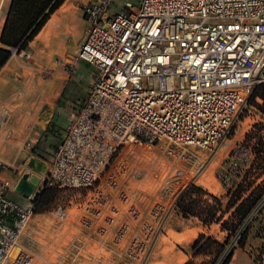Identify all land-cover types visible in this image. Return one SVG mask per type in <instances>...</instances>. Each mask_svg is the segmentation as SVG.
Returning <instances> with one entry per match:
<instances>
[{
  "label": "built area",
  "instance_id": "built-area-1",
  "mask_svg": "<svg viewBox=\"0 0 264 264\" xmlns=\"http://www.w3.org/2000/svg\"><path fill=\"white\" fill-rule=\"evenodd\" d=\"M84 13L89 28L64 69L87 63L95 81L42 178L43 191L76 193L80 245L26 247L43 214L35 200L12 201L11 182L0 179V264H77L91 241L146 264L264 83V0H93ZM55 216L68 220L62 207Z\"/></svg>",
  "mask_w": 264,
  "mask_h": 264
},
{
  "label": "crops",
  "instance_id": "crops-1",
  "mask_svg": "<svg viewBox=\"0 0 264 264\" xmlns=\"http://www.w3.org/2000/svg\"><path fill=\"white\" fill-rule=\"evenodd\" d=\"M92 1L65 0L29 44L28 51L32 59L12 55L0 72V179L11 182L8 197L23 207H29L31 200H36L44 189L42 178L45 173H36L34 167L39 166L42 171L51 160L73 114L79 112L87 98L88 89L95 81L96 71L93 74L81 71L84 68L82 64L91 66L87 63L80 62L75 69L68 70L53 63L57 58L75 53L89 28L84 8ZM12 4L13 0H0V47ZM67 38L73 39L72 48L64 42ZM47 70L51 72L50 76H43L41 72ZM85 79L88 85L83 90L80 87ZM4 108L8 110L5 117ZM26 174L39 179L37 190L29 197L30 200L17 192L18 184ZM176 230L182 235H192L186 241L189 246L195 241L196 235L199 237L205 234V230L209 231L202 225L192 223ZM49 232L48 227L31 226L24 245L32 251L41 252L44 246L42 242ZM173 240L176 237L163 239L160 235L146 264H185L191 256L179 248H183V242L175 243ZM84 244L86 248L80 249L78 264H91L93 259H96V264H132L110 252H99L96 242ZM63 251L65 253L68 250ZM251 262L255 264L253 259Z\"/></svg>",
  "mask_w": 264,
  "mask_h": 264
},
{
  "label": "trees",
  "instance_id": "trees-1",
  "mask_svg": "<svg viewBox=\"0 0 264 264\" xmlns=\"http://www.w3.org/2000/svg\"><path fill=\"white\" fill-rule=\"evenodd\" d=\"M65 0H13L1 36L0 72L12 56L11 49L26 50L41 32L50 16ZM257 100L262 105L256 103ZM249 101L264 116V83ZM257 128V127H255ZM235 163V164H234ZM226 193L217 197L193 186L182 198L178 212L185 219H197L204 227L220 226L224 235L217 241L201 234L192 246L193 257L211 259L203 264H231L237 251H246L251 242L258 245L250 254L255 264H264V137L262 130L251 132L226 160L218 173ZM55 190L45 189L34 201L37 214L49 211ZM187 264H194L190 261Z\"/></svg>",
  "mask_w": 264,
  "mask_h": 264
},
{
  "label": "rangeland",
  "instance_id": "rangeland-1",
  "mask_svg": "<svg viewBox=\"0 0 264 264\" xmlns=\"http://www.w3.org/2000/svg\"><path fill=\"white\" fill-rule=\"evenodd\" d=\"M118 1L121 2L125 0ZM131 2L136 3V0H131ZM116 11H118L117 8ZM64 42H66L67 46L70 48L74 46L72 38H67ZM25 51H28V49H26ZM73 56V53H69L64 58L55 59L53 63H55L57 66H61L63 69L64 65H66L68 60H70ZM82 67L84 68H82L81 71H84L87 74H93L96 71V69L92 66L82 64ZM71 68L75 69L74 66H71L63 70H68ZM87 83V79L83 80L80 89L85 90L86 86L88 85ZM256 103L262 105V102L260 100H257ZM259 130H262V134L264 137V116L262 115L258 106H256L255 102L249 101L248 105L241 114L240 122L238 123L237 127L233 130L230 136H228L220 143L216 150V153L210 158V161L206 166L204 173H202L201 177L196 183V188L217 197H223L226 191L218 178L220 169L223 167L224 162L230 158L231 154L235 150H237L238 147L245 141L246 136L251 132H257ZM75 195V192L64 193L57 191L55 199L49 207V211L43 213L42 216L35 218V222L32 223V226L34 227L43 226L50 228V232L47 233L46 239L42 242L46 246H52L51 248H54L56 244H58L59 246H67L68 243H71L73 241L76 243L75 246L80 245L77 239L82 236V234L79 235L78 230H76L78 227L74 224L78 211L77 204L79 203V200L76 199ZM60 207L64 208L68 213V220L65 223L55 216V211ZM190 220L191 221L189 222V218L185 219L181 213L177 212L163 227L160 235L163 239H167L170 237L172 239L173 237H176V240H173L174 242H183V248H179H181L187 256H191L189 260L186 259L187 261L185 262V264L189 263L190 261H192L194 264H203L204 262L209 261L211 258L204 254L193 257L194 253L192 252V246L199 237H197L196 235L195 241L189 246V244H186V241L188 242L187 239H189L190 237L189 233L182 235L179 234L176 230L181 229L182 227H184V225L189 226L190 223L201 225L197 219L191 218ZM204 233L208 237H212L217 241H222L224 237V235L221 233L220 226L216 225L209 229V231L205 230ZM72 249L74 253L79 251L78 248ZM257 249L258 245L251 242L246 251L236 252L235 259L232 261V264H253V262H251L252 259H250L249 255L255 254ZM48 254L50 255V253ZM52 257L54 261L57 260L56 254H51V259ZM94 264H96V261Z\"/></svg>",
  "mask_w": 264,
  "mask_h": 264
},
{
  "label": "water",
  "instance_id": "water-1",
  "mask_svg": "<svg viewBox=\"0 0 264 264\" xmlns=\"http://www.w3.org/2000/svg\"><path fill=\"white\" fill-rule=\"evenodd\" d=\"M34 170L36 173H45L46 167L44 166L43 170L41 171L39 166L37 167L35 166ZM30 178L32 181L29 182ZM38 183H39V179L37 177H31L30 175L26 174L20 180L18 187H17V192L19 194H23L25 198H29L31 195H33L34 192H36Z\"/></svg>",
  "mask_w": 264,
  "mask_h": 264
},
{
  "label": "bare ground",
  "instance_id": "bare-ground-1",
  "mask_svg": "<svg viewBox=\"0 0 264 264\" xmlns=\"http://www.w3.org/2000/svg\"><path fill=\"white\" fill-rule=\"evenodd\" d=\"M66 9V8H65Z\"/></svg>",
  "mask_w": 264,
  "mask_h": 264
}]
</instances>
